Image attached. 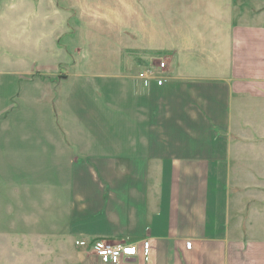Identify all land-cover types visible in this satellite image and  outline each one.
I'll return each mask as SVG.
<instances>
[{
  "label": "crops",
  "instance_id": "1",
  "mask_svg": "<svg viewBox=\"0 0 264 264\" xmlns=\"http://www.w3.org/2000/svg\"><path fill=\"white\" fill-rule=\"evenodd\" d=\"M190 32L189 42L169 46L162 86H143L136 74L105 83L97 100L67 82L68 72L30 84L25 98L49 107L33 119L54 155H40L35 201L54 203L42 217L55 219L60 234L68 224L77 241L137 244L138 255L120 264H264L261 190L251 189L264 187V162L249 159L252 146L234 147L237 125L247 124V144L264 139V26L210 20ZM38 58L49 71L59 62ZM15 156L9 165L18 169ZM76 251L74 264H112L86 245Z\"/></svg>",
  "mask_w": 264,
  "mask_h": 264
},
{
  "label": "rangeland",
  "instance_id": "2",
  "mask_svg": "<svg viewBox=\"0 0 264 264\" xmlns=\"http://www.w3.org/2000/svg\"><path fill=\"white\" fill-rule=\"evenodd\" d=\"M224 19L264 26V0H0V264H74L78 257L80 240L69 234V225L60 234L55 219L43 220L42 211L52 216L54 203L35 201L40 155H54L33 119L40 106L44 114L49 107L25 98L30 84L59 82L68 72L67 82L92 90L90 99H102L105 83L168 63L170 45L189 42L190 31ZM43 52L59 60L49 64L54 71L36 64ZM32 89L42 94V88ZM54 121L48 124L53 129ZM246 126L237 125L234 147L252 146L249 159L264 162V139L253 145L241 140ZM13 152L18 169L9 165ZM24 162L36 164L24 170ZM263 170L262 165L257 177L264 179ZM251 189L261 190L255 207L264 216V187Z\"/></svg>",
  "mask_w": 264,
  "mask_h": 264
},
{
  "label": "built area",
  "instance_id": "3",
  "mask_svg": "<svg viewBox=\"0 0 264 264\" xmlns=\"http://www.w3.org/2000/svg\"><path fill=\"white\" fill-rule=\"evenodd\" d=\"M168 63L165 60L159 61L156 65H147L142 68L137 77L143 86H150L155 82L158 86L164 85L168 81L167 77ZM79 245L90 247L93 254L99 257L102 261L112 264H120L123 258H133L139 253V246L130 242H109L105 240H96L92 243L78 241ZM191 247V243H188ZM150 245L144 243L143 251L146 258L149 256Z\"/></svg>",
  "mask_w": 264,
  "mask_h": 264
},
{
  "label": "bare ground",
  "instance_id": "4",
  "mask_svg": "<svg viewBox=\"0 0 264 264\" xmlns=\"http://www.w3.org/2000/svg\"><path fill=\"white\" fill-rule=\"evenodd\" d=\"M131 52V51H130Z\"/></svg>",
  "mask_w": 264,
  "mask_h": 264
}]
</instances>
